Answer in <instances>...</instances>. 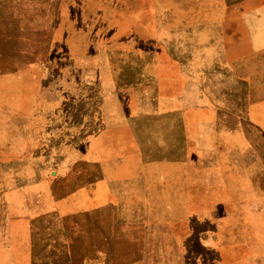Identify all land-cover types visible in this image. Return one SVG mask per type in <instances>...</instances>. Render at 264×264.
<instances>
[{"label": "rangeland", "instance_id": "rangeland-1", "mask_svg": "<svg viewBox=\"0 0 264 264\" xmlns=\"http://www.w3.org/2000/svg\"><path fill=\"white\" fill-rule=\"evenodd\" d=\"M242 106L264 120V0H0V264H150L128 175L239 136L254 162L227 161L264 184ZM190 200L184 236L190 212L230 211Z\"/></svg>", "mask_w": 264, "mask_h": 264}, {"label": "crops", "instance_id": "crops-1", "mask_svg": "<svg viewBox=\"0 0 264 264\" xmlns=\"http://www.w3.org/2000/svg\"><path fill=\"white\" fill-rule=\"evenodd\" d=\"M231 113L238 120L248 113L256 127L264 129V120L252 117L251 110L244 106L240 112ZM217 124L206 127L217 129ZM207 139V143H195L203 157L185 161L179 154L167 167L145 169L135 177L128 175L130 199L135 198L146 208L141 225L156 223L158 227L153 236L157 249L150 264H264V184L246 185L244 170L232 168L227 161L235 153L243 164L253 163L254 154L242 146L239 136ZM219 192L226 197L230 211L221 210L216 215L210 212L211 220L190 212L189 233L184 236L181 210H190L191 196ZM209 224L223 225L227 231L208 229ZM128 264L138 261L134 258Z\"/></svg>", "mask_w": 264, "mask_h": 264}, {"label": "trees", "instance_id": "trees-1", "mask_svg": "<svg viewBox=\"0 0 264 264\" xmlns=\"http://www.w3.org/2000/svg\"><path fill=\"white\" fill-rule=\"evenodd\" d=\"M211 124H213V123H211Z\"/></svg>", "mask_w": 264, "mask_h": 264}]
</instances>
